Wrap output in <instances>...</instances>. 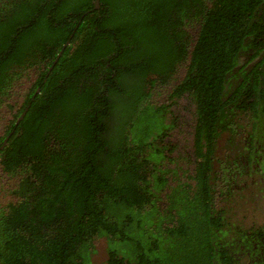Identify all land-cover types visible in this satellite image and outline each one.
<instances>
[{
	"label": "trees",
	"instance_id": "1",
	"mask_svg": "<svg viewBox=\"0 0 264 264\" xmlns=\"http://www.w3.org/2000/svg\"><path fill=\"white\" fill-rule=\"evenodd\" d=\"M224 136L264 155V0H0V264H232Z\"/></svg>",
	"mask_w": 264,
	"mask_h": 264
},
{
	"label": "rangeland",
	"instance_id": "2",
	"mask_svg": "<svg viewBox=\"0 0 264 264\" xmlns=\"http://www.w3.org/2000/svg\"><path fill=\"white\" fill-rule=\"evenodd\" d=\"M246 128L250 129V126ZM246 146L247 142L242 136L233 140L229 139L228 136H224L218 143L217 154L220 157H225L228 151L232 158H235V156L243 157L246 152L249 156L261 155L263 158L261 165L255 163L244 169L245 176L241 177L243 178L242 189L239 187L227 188V191H235V194L230 195L228 201H226L227 212L225 217L227 223L230 221L233 227L256 229L264 227V183L261 182L264 181V169H262L264 168V155L258 154L254 147L247 148ZM261 151L263 152L262 149ZM215 166L218 167V164H215ZM215 171L217 182L221 181L222 178L218 177L219 171L216 169ZM221 186H223L222 182ZM221 205L225 204L222 202ZM106 245V242L102 241L98 246V254L94 256V260L98 264H106L108 257Z\"/></svg>",
	"mask_w": 264,
	"mask_h": 264
},
{
	"label": "flooded vegetation",
	"instance_id": "3",
	"mask_svg": "<svg viewBox=\"0 0 264 264\" xmlns=\"http://www.w3.org/2000/svg\"><path fill=\"white\" fill-rule=\"evenodd\" d=\"M253 145H255V143H253ZM253 145L252 143L249 145L247 144L246 147L251 148L254 147ZM255 150L257 151L256 148ZM247 155L248 154L245 152V155L243 157L238 158H240L244 163H247L248 161L245 159ZM243 230L245 229H243L242 227H237L235 231L231 232L232 234L219 235V246H222L220 248L223 250V246H225V249L227 251H232L234 248L240 246L242 252L238 255L235 254V258L232 259V264H259L260 262L264 261V236H261L260 240L258 241H256V239L259 235H261L262 229H260V231H256L258 232L256 233V235L252 231L243 232ZM244 233H246V235H244ZM247 235L250 236L249 239H252L251 242L249 241ZM257 250H259L258 253ZM223 264L228 263L224 262Z\"/></svg>",
	"mask_w": 264,
	"mask_h": 264
},
{
	"label": "clouds",
	"instance_id": "4",
	"mask_svg": "<svg viewBox=\"0 0 264 264\" xmlns=\"http://www.w3.org/2000/svg\"><path fill=\"white\" fill-rule=\"evenodd\" d=\"M244 163V162H243ZM245 167H243V170L247 167L250 166V164L245 163ZM220 178H222L221 182L223 183V177L220 175ZM221 206H226V205H221ZM257 230H260L261 228H256ZM238 248H240V246H238Z\"/></svg>",
	"mask_w": 264,
	"mask_h": 264
},
{
	"label": "water",
	"instance_id": "5",
	"mask_svg": "<svg viewBox=\"0 0 264 264\" xmlns=\"http://www.w3.org/2000/svg\"><path fill=\"white\" fill-rule=\"evenodd\" d=\"M97 7H99V0H97ZM61 55V53L59 54V56ZM59 56H58V59H59ZM25 112L22 114V116L20 117V119L24 116ZM7 142V139L5 140V144Z\"/></svg>",
	"mask_w": 264,
	"mask_h": 264
}]
</instances>
